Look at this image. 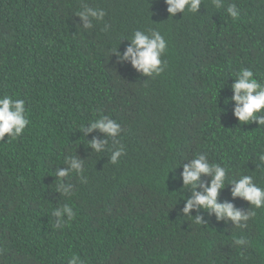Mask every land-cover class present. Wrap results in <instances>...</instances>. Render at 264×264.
<instances>
[{"label": "trees", "instance_id": "16d2710c", "mask_svg": "<svg viewBox=\"0 0 264 264\" xmlns=\"http://www.w3.org/2000/svg\"><path fill=\"white\" fill-rule=\"evenodd\" d=\"M220 2L173 16L166 0H0V96L23 99L30 120L0 140V264H264V209L233 185L217 203L254 210L247 227L195 204L184 214L195 200L184 166L197 154L264 188V127L241 124L232 99L241 68L264 83V0ZM89 9L87 22L76 14ZM135 30L168 42L161 75L124 58ZM102 118L116 136L88 131ZM212 178L202 174L196 194Z\"/></svg>", "mask_w": 264, "mask_h": 264}, {"label": "clouds", "instance_id": "9594fccd", "mask_svg": "<svg viewBox=\"0 0 264 264\" xmlns=\"http://www.w3.org/2000/svg\"><path fill=\"white\" fill-rule=\"evenodd\" d=\"M166 2L169 5L168 12L174 16L177 12H185V9L188 12L196 13L202 0H166ZM211 3L215 8L222 7L220 0H211ZM76 14L86 22L89 16L96 17L98 15L97 12L91 9L87 12H77ZM227 14L233 20L238 18L235 4L228 6ZM103 15V12L99 13L101 18ZM85 26L91 27V24L86 23ZM131 43L132 47L127 49L124 58L128 59L130 57L133 66L138 70H142L145 75L153 73H155V76L161 75L164 69L161 68L162 61L160 56L166 53L168 47V42L161 33L155 31L149 36L143 31L135 30ZM235 78L236 83L232 86V91L234 92L232 99L237 105L235 116L241 124L258 121L260 126L264 127V83L256 79V74L250 68H241L235 74ZM29 123L30 120L27 118L25 101L23 99H14L7 94L0 96V140H3L6 135L11 139L19 137ZM83 128L84 126L82 125L81 130ZM97 128L109 136H116L119 131V125L113 122L111 118H102L99 121L93 122L92 127L88 131ZM91 147L99 152L102 145L93 142ZM124 152L125 149L121 146L112 157L113 163H116L117 157H120ZM259 160L264 162V154L259 155ZM71 167L76 170L74 172L76 174L80 171L81 164L76 160H72ZM260 168L264 169V167ZM228 173L229 170L226 166L221 167L215 162L210 166L206 160V156L199 154L192 159L190 165L184 166V186L185 188L191 187L195 196L194 201H187L184 214L187 215L195 204L210 213L214 212L218 219L227 218L238 227H247V222L256 216V212L252 210L247 214H242L240 211L234 210L231 204H218V192L226 184L233 185V197L243 198L254 209H264V188L254 182L253 176L241 175L239 179H229ZM202 174L212 176L213 178L210 186L205 188V194H196L195 189L198 187V181ZM58 175L62 178L68 175V173L60 171ZM57 190H64L66 192V189H64L59 180H57ZM64 213L67 214V221H71L75 217V213L67 205L64 207ZM55 214L57 216L62 215L59 211H56ZM241 221H244L245 224L240 225ZM194 222L198 225L199 218ZM61 227H64L63 222ZM234 243L239 246H246L248 241L241 237L235 239ZM68 264H84V262L78 255H72L68 259Z\"/></svg>", "mask_w": 264, "mask_h": 264}]
</instances>
